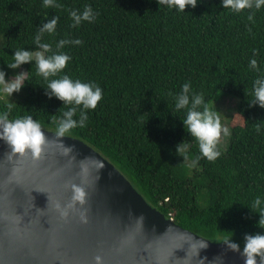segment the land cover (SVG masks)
I'll return each mask as SVG.
<instances>
[{"label": "trees", "instance_id": "16d2710c", "mask_svg": "<svg viewBox=\"0 0 264 264\" xmlns=\"http://www.w3.org/2000/svg\"><path fill=\"white\" fill-rule=\"evenodd\" d=\"M56 2L58 7L45 8L42 0H0V69L6 78L19 70L30 77L12 95L16 106L10 119L33 115L54 130L52 117L65 110L62 101L46 94L34 61L16 69L7 64L15 49L36 50L39 27L56 16V32L45 34L44 42L55 50L60 39L82 41L60 50L71 60L58 76L95 82L103 90L86 126L69 136L98 151L151 206L185 229L217 242L232 232L241 248L246 233L264 232L257 225L260 214L248 206L264 196V108L249 101L260 74L249 68L250 59L264 72V8L249 21L251 10L233 13L221 0H198L185 12L157 0ZM85 6L92 7L95 20L74 27L69 13ZM189 81L208 106L217 95L237 101L227 148L218 147L220 157L201 158L192 169L176 146L184 141L194 158L198 144L183 126L184 112H172L174 96Z\"/></svg>", "mask_w": 264, "mask_h": 264}, {"label": "water", "instance_id": "95a60500", "mask_svg": "<svg viewBox=\"0 0 264 264\" xmlns=\"http://www.w3.org/2000/svg\"><path fill=\"white\" fill-rule=\"evenodd\" d=\"M39 160L30 154L9 160L7 145L0 141V264H186L191 244L200 240L192 264H244L239 252L226 249L185 229L151 206L131 182L105 157L83 140L65 136L76 159L61 154L62 145L52 130ZM89 167L88 184L80 176V161ZM103 165L97 172L94 164ZM72 183L88 193L87 222L78 213L60 219L52 208L71 199ZM79 207V205H78Z\"/></svg>", "mask_w": 264, "mask_h": 264}, {"label": "clouds", "instance_id": "9594fccd", "mask_svg": "<svg viewBox=\"0 0 264 264\" xmlns=\"http://www.w3.org/2000/svg\"><path fill=\"white\" fill-rule=\"evenodd\" d=\"M45 8L58 7L56 0H42ZM159 6L163 5L167 9L177 12H185L188 7L195 8L198 0H157ZM223 8L230 9L233 13H240L244 10H251L248 20L252 21L254 12L264 8V0H221ZM73 26H79L82 22H92L96 18V13L91 6H85L81 12L72 10L69 13ZM58 17L43 23L34 36L33 43L37 46L36 50H27L25 47L15 49L12 54V61L8 62V67L19 68L22 64L34 61L35 73L46 82V94L56 97L63 102L65 110L59 117L53 116L52 123L55 125L54 133L56 141L62 145L61 154L68 157L71 163L76 159L73 146H66L60 138L71 134L75 128H84L88 121V111L94 110L102 99V88L95 82H83L80 79H73L68 74L62 73L71 56L66 52L60 51L66 45H80V39H60L53 45L44 42L45 34L51 36L56 32ZM249 68L260 73L253 82L252 99L250 106L258 105L264 108V72H261L258 61L250 59ZM58 77V78H54ZM30 79L28 71L17 72L13 77L6 78V72L0 69V101L3 102L4 110L0 111V141L8 146L10 151L7 153L9 160L13 157L30 154L34 160H39L45 152L50 140L46 137L44 129H47L33 115H22L10 119L16 103L10 99L14 92H19L26 82ZM173 114L183 111L184 118L181 119L187 133L197 142L199 154L194 158L189 155V145L181 142L176 146V152L187 162L189 169L196 168L201 158L208 161H215L221 156L218 149L221 136L231 135L230 129L221 124L217 111L210 109L205 102L203 93L194 92L191 82H185L181 91L174 96ZM175 115V114H174ZM48 130V129H47ZM49 131V130H48ZM88 159L85 157L80 161V176L83 184H88L89 167L84 163ZM97 172H100L103 165L99 162L94 164ZM83 184L72 183L70 185L72 195L66 203L56 200L52 203V208L58 213L60 219H67L70 213H78L81 222H87V209L83 206L87 202V191ZM79 205V207H78ZM252 210L258 212L259 219L257 225L264 228V196H256L248 205ZM169 218V217H168ZM223 237L222 242L228 251L239 252L244 258V264H264V232L255 234H245L244 245L231 239L232 232ZM207 247L204 240L196 244H191L192 253L186 256V264H192L193 258L198 254V250ZM95 264H103V257L95 256ZM204 264V258L200 259Z\"/></svg>", "mask_w": 264, "mask_h": 264}, {"label": "rangeland", "instance_id": "374dc122", "mask_svg": "<svg viewBox=\"0 0 264 264\" xmlns=\"http://www.w3.org/2000/svg\"><path fill=\"white\" fill-rule=\"evenodd\" d=\"M20 71L23 70H19L18 72ZM11 98L12 97H10V99ZM236 103H237L236 98L232 96L217 95L215 100L212 101V103L210 104L209 108L217 111V115L220 118L222 126L227 127L228 121L236 113ZM228 143H229V136L224 137L222 135L218 147L221 150H225L228 146Z\"/></svg>", "mask_w": 264, "mask_h": 264}, {"label": "built area", "instance_id": "2783aa9c", "mask_svg": "<svg viewBox=\"0 0 264 264\" xmlns=\"http://www.w3.org/2000/svg\"><path fill=\"white\" fill-rule=\"evenodd\" d=\"M169 218L173 219V217H172V216H169Z\"/></svg>", "mask_w": 264, "mask_h": 264}]
</instances>
